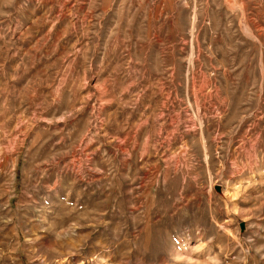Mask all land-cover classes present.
Masks as SVG:
<instances>
[{
	"label": "rangeland",
	"instance_id": "obj_1",
	"mask_svg": "<svg viewBox=\"0 0 264 264\" xmlns=\"http://www.w3.org/2000/svg\"><path fill=\"white\" fill-rule=\"evenodd\" d=\"M0 264H264V0H0Z\"/></svg>",
	"mask_w": 264,
	"mask_h": 264
}]
</instances>
